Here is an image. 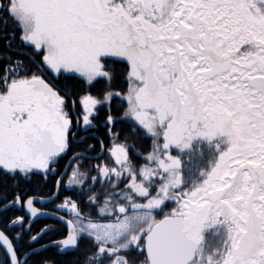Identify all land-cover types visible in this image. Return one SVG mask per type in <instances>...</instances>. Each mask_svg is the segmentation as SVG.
Segmentation results:
<instances>
[{
    "label": "snow or ice",
    "instance_id": "snow-or-ice-1",
    "mask_svg": "<svg viewBox=\"0 0 264 264\" xmlns=\"http://www.w3.org/2000/svg\"><path fill=\"white\" fill-rule=\"evenodd\" d=\"M0 264H264V0H0Z\"/></svg>",
    "mask_w": 264,
    "mask_h": 264
},
{
    "label": "flooded vegetation",
    "instance_id": "flooded-vegetation-1",
    "mask_svg": "<svg viewBox=\"0 0 264 264\" xmlns=\"http://www.w3.org/2000/svg\"><path fill=\"white\" fill-rule=\"evenodd\" d=\"M49 222V223H48ZM44 223H48V224H51L53 223V221L51 220H45V219H41L38 223L35 224V227L36 228H40L43 226Z\"/></svg>",
    "mask_w": 264,
    "mask_h": 264
},
{
    "label": "trees",
    "instance_id": "trees-1",
    "mask_svg": "<svg viewBox=\"0 0 264 264\" xmlns=\"http://www.w3.org/2000/svg\"><path fill=\"white\" fill-rule=\"evenodd\" d=\"M49 223V222H48ZM46 255H50V253H46Z\"/></svg>",
    "mask_w": 264,
    "mask_h": 264
}]
</instances>
